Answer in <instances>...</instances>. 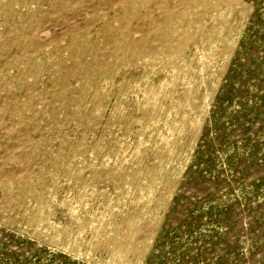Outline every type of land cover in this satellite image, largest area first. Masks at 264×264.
Here are the masks:
<instances>
[{"label": "rangeland", "instance_id": "obj_1", "mask_svg": "<svg viewBox=\"0 0 264 264\" xmlns=\"http://www.w3.org/2000/svg\"><path fill=\"white\" fill-rule=\"evenodd\" d=\"M0 264H264V0H0Z\"/></svg>", "mask_w": 264, "mask_h": 264}]
</instances>
